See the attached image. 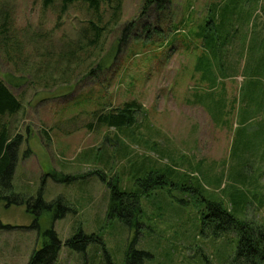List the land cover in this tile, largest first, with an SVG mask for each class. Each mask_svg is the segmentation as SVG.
Listing matches in <instances>:
<instances>
[{
    "label": "rangeland",
    "instance_id": "1",
    "mask_svg": "<svg viewBox=\"0 0 264 264\" xmlns=\"http://www.w3.org/2000/svg\"><path fill=\"white\" fill-rule=\"evenodd\" d=\"M144 2L123 0L120 23L89 46L80 38L93 15L83 3L60 16L41 0H0V22L7 8L10 39L24 42L15 64L0 38V77L23 103L7 118L21 136L14 191L70 207L39 217L40 232L54 226L62 241L55 264H229L239 235L203 224L206 200L264 224V0H171L163 13ZM145 22L163 31L146 40ZM130 100L142 105L134 125L94 124L98 111ZM99 171L125 191L144 192L151 174L186 187L149 190L131 227L108 216L111 189ZM23 203L0 202V264H27L42 247ZM79 231L104 245H65ZM132 243L147 253L134 263Z\"/></svg>",
    "mask_w": 264,
    "mask_h": 264
},
{
    "label": "trees",
    "instance_id": "2",
    "mask_svg": "<svg viewBox=\"0 0 264 264\" xmlns=\"http://www.w3.org/2000/svg\"><path fill=\"white\" fill-rule=\"evenodd\" d=\"M171 0H145L143 10L146 8H156L159 12H164ZM44 8H53L59 6V15H64L69 7L76 3H83L86 8L92 13L93 18L89 20L88 24L84 26L81 31L80 40H89L86 45L97 46L106 37L111 29L118 25L122 19L123 0H41ZM142 10V12H143ZM161 13V14H162ZM108 16V17H107ZM141 17L137 20H132L125 24L121 40L130 38L133 34L134 27L137 25ZM146 33V40L151 39L153 33H160L163 28L148 27V23H143ZM177 27V26H175ZM179 28H176V31ZM12 17L7 8L2 11V20L0 22V38L2 39V46L6 52V56L12 62V56L16 55L13 63L20 64L23 59L22 52L24 42L22 40H12ZM204 38L207 36L203 32V26L198 32ZM9 38V39H8ZM207 41V40H206ZM218 45V42H213V47ZM83 50L85 46L79 45ZM77 49L71 50L72 55ZM15 53V54H13ZM68 57L70 55H67ZM71 58V57H69ZM71 60V59H69ZM68 60V63L70 61ZM27 65L24 63V66ZM141 104L136 100L126 101L119 106L110 105L108 108H103L96 113L95 123L106 124L110 127L116 126H131L137 122L138 111L141 110ZM23 108L21 99L12 91L7 82L0 77V202L8 200V205L12 204H28V212L35 215V221L32 227L36 228L43 237L42 247L35 249L27 264H55L58 252L62 246V241L59 239L54 226L44 229L40 232L39 217L46 208L54 209L58 207L57 213L53 215L54 219L63 217L69 206H62L61 199L46 202L39 194L35 200L34 197L24 199L19 197L14 191L13 175L19 150L21 145V136L19 134L12 135L10 125L7 121L9 116H14ZM93 124L92 127H95ZM30 152V150H29ZM102 180L110 187L111 197L108 203L107 214L109 217H119L128 226H135L137 217L142 213L140 198L149 190L164 185H172L179 188H184L181 182H168L162 174L153 176L151 174L148 182H142L145 186L144 192H131L122 190L119 183L115 181H108L102 172H97ZM55 180L66 181L72 179V175H64L58 177L53 175ZM205 200V199H204ZM56 206V207H55ZM202 204H198L201 207ZM204 208L200 210L203 224L214 225L217 235L228 230H234L239 235V247L235 256L228 262L229 264H264V224L254 222L249 219H240L234 213L233 209L223 201L206 200ZM205 207V208H206ZM98 242L104 245L101 236L97 234H85L79 231L77 234L67 239L65 245L70 246L79 251H85L89 244ZM104 249V248H103ZM106 252V250H105ZM146 256L145 251L136 250L133 243L127 253L128 262L134 263L137 256Z\"/></svg>",
    "mask_w": 264,
    "mask_h": 264
}]
</instances>
